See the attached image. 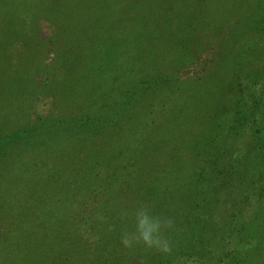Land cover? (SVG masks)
<instances>
[{"label":"trees","instance_id":"16d2710c","mask_svg":"<svg viewBox=\"0 0 264 264\" xmlns=\"http://www.w3.org/2000/svg\"><path fill=\"white\" fill-rule=\"evenodd\" d=\"M3 1L7 2V0H0V13L3 11L1 6ZM10 2L11 5L16 3L14 0ZM82 2L85 3L84 8H88L89 12L94 13V20H98L99 24L96 27L101 28L97 29L96 39L93 40L92 45L98 46L95 45L97 42L106 44L105 54L112 55L119 46V41L123 43L125 39H128L127 36L135 30L138 31L141 28H147L149 24L162 22H159V19L164 14L173 15L172 22H177V19L180 22H177L171 31L168 30V33L173 32L176 37L180 32V40L193 34L190 27L185 34L183 27L187 24L184 22V18L185 20L189 18L185 15L189 14L191 7H194L193 4L179 7L180 4L177 3V0L162 5L155 4L154 0H149L147 9H151L153 4L160 7V10L153 11L151 17L144 16L143 9L137 7L138 4H136L137 10L134 14L137 19L135 18L131 23L134 30L125 31V25H121L125 22L122 21L124 20L122 14L124 11H119L114 7L110 8V2L107 0H82ZM166 7L171 10H164ZM199 7L202 6L197 4L194 7L196 12H200ZM195 9L191 11L193 14L196 13ZM262 15V19H264V3L258 6L255 19H260ZM8 18L6 16V20ZM249 18L252 19L254 16ZM249 18L247 20H250ZM25 21L27 22L26 26L24 25L25 31L29 32L33 28L29 27L30 20ZM2 22L0 17V23ZM165 23L167 24V22ZM6 24V30L9 31L18 26L17 19L15 21L7 20ZM113 27H119L122 30L120 34H124V36L112 39L109 29ZM101 38L107 39L109 44ZM5 40L8 39L0 35V112L5 109L9 110L3 116L4 118L0 117L2 118L0 119V165L1 162H4L3 160L7 159L11 153L10 150L19 145L17 141L24 147L35 134L40 132L38 129L41 131L43 129L33 128L30 124L24 127L23 124H19L15 129H12L10 122L14 121H11L10 117L15 113H10V110L13 108L15 111L19 109L16 111L17 113L22 112L21 103L25 99V94L28 95V92L31 91L29 89L27 92V87L31 84L32 78L36 77L38 67L46 65L45 60L49 58L43 56L39 59L35 56L36 54L26 52V47L33 43V40L42 42L38 29L28 33L27 45L21 46L23 54L19 53L21 51L18 50V47L14 51H10L9 44L11 42ZM219 44L225 45L222 40L216 45ZM213 48L219 49V46ZM115 62L116 60L111 59L99 60L98 69H96L98 71L97 79L99 73H104L107 66H113L110 68L112 72H114V66H120L119 68L126 70L131 67L128 64L122 66L121 63L113 65ZM165 64L166 62H161L160 67L144 65L138 70L135 69L133 74L129 71L115 74V76L107 74L105 79L110 81L111 86L103 88L95 83L96 79L95 85L92 86L94 88L88 89L89 92L86 93L88 95L83 98V100L91 98L97 100V103L90 107L91 111L88 108L82 114L53 119L56 125H65V129L85 128L87 130L85 137L76 138L79 139V143L85 142V151H72L70 158L67 157L65 172L63 170L49 173V179L52 182H64L62 187L64 186L65 201L70 200L72 203L71 199H73L77 203L72 210H68L65 203V217L61 214L62 212H59V215L55 208L52 209L54 212L51 218L52 228L54 231H65L62 233L65 236V264H130L131 260L136 257H132V254L125 262L127 258L123 257L124 251L122 250H127V248L121 243V234L133 231L135 211L142 206L151 209L154 215L172 222L174 230L166 232L165 235L176 245L171 256H165L155 249H148V258L143 260V262H147L146 264H176L177 257L185 258V264L188 261H191L192 264H264V201L261 202V197L264 195V163L261 162V159L260 162L253 163L250 158L252 155L248 157L250 151L247 155L243 153L244 151H237V148L241 146L238 144V140L242 136L239 130L243 131L244 126L252 122L254 128L250 133V144L247 147L250 150L259 151L260 153H255L256 156L260 157L261 154L264 158V153L260 150L263 146L259 142L262 141L260 133L264 131V119L260 117L264 95L256 93V90L251 87H246L242 77L240 79L237 74L236 81L239 80L237 85L233 86L230 83L228 86L230 87L228 91L230 93L232 91L231 95L222 98V92L215 90L212 93L214 97L208 104L210 110L205 105L202 107L205 111L200 113L201 119L197 121L201 120V124L206 122V131L208 130L210 134L206 140L209 146H205V142L198 141L196 149H190L204 151V153H201L198 158L199 164L203 163L202 169L198 168L194 171L190 169L191 175L188 177L191 180L186 179L188 186H180L178 183L181 181L177 183L175 175V181L170 183L167 178H162L161 175L154 176V171L144 178L145 167L153 166L152 169H154L155 165H152L150 159L140 164V158L146 153H139L138 142L144 141L147 137L154 138L150 142L151 145L161 142V147L169 148L170 151L172 150L170 145L174 146L177 150H172L175 156L170 159V162L166 160L163 163L165 166L168 162V164L180 162L177 158L184 152L179 150L181 147L184 148L186 144L184 141L187 142L185 138L191 137L185 145L187 151H190L188 149L194 139L191 133L187 134L185 128H183L185 134L182 139L179 138V141L176 140L171 144L169 141L171 137L166 138L169 139H165L166 141L163 138L158 140L153 137L158 133L155 126L151 125L155 118L153 115L149 116L150 113H154V110L150 109L151 105H146L142 100L143 98L149 99L148 101L161 98V101H164L168 98L166 102H170L172 99V96L167 93H164L165 96L163 93L159 96L164 86H171L177 80L176 75L168 72ZM60 66L62 65L60 64ZM84 80H87V77ZM231 86L233 87L231 88ZM184 88L179 86L175 88L177 91L172 89L173 92L175 91L173 93L175 102L181 96ZM139 99L141 100L139 101ZM179 103L185 104L182 101H178ZM178 104L173 109L174 117L170 119L174 122L171 127L173 130L175 126L178 127L176 124L179 122L189 123L190 116L188 114L194 112V107H192V113L184 114L177 109L180 107ZM25 116L28 117L29 113L22 114V120L26 118ZM147 118H152V121L147 125L148 128H140L143 124L140 121L147 120ZM49 119L51 120V118ZM189 125L191 127L193 124L189 123ZM91 135L97 137L94 142L88 140ZM211 135L213 136L211 137ZM26 137L30 139L21 140ZM131 137L133 138L129 139ZM196 138L199 140L198 137ZM119 140L123 142L118 143ZM128 140H130L129 144ZM148 141L149 139L144 142L147 147L150 145ZM168 144L170 145L166 148L165 146ZM142 147L140 146V148ZM145 150L146 148L143 151ZM154 151L157 149L155 148ZM84 153L89 155H84ZM148 153L152 152L148 151ZM142 171L143 173L140 174ZM2 174L0 167V179ZM169 174L170 172L166 175L170 176ZM78 175L80 176L79 182L77 179L74 180ZM163 175L165 174L163 173ZM163 180H166L167 183L163 184ZM193 182H199L200 186L191 190ZM168 183H174L175 186L178 184L179 191L169 193L168 190L171 188L168 187L171 185ZM153 184L159 186V189L157 186L152 187ZM157 193H159L158 196ZM160 194L162 200L156 201ZM250 202L253 203L249 204ZM58 217L59 219H57ZM136 247L146 249L143 245L140 248L137 245L134 249Z\"/></svg>","mask_w":264,"mask_h":264},{"label":"rangeland","instance_id":"374dc122","mask_svg":"<svg viewBox=\"0 0 264 264\" xmlns=\"http://www.w3.org/2000/svg\"><path fill=\"white\" fill-rule=\"evenodd\" d=\"M10 1L2 2L3 11L0 13L3 21L0 23V35L8 39L5 41L11 42L9 50L14 51L18 47V50L21 51L19 53L23 54L24 51L21 50V46L27 45L28 33L38 29L42 42L33 40V43L26 47V52L36 54L35 56L39 59L43 56L49 58L45 60L46 65L38 67L36 77L32 78L31 84L27 87V92L29 89L31 91L28 92V95L25 94V99L21 103L22 112L17 113L16 111L19 109L15 111L13 108L10 110V113H15L10 117L11 121L14 122L9 121L12 129H15L19 124H23V127L30 124L33 128L43 129L42 131L38 129L40 132L35 134L24 147L17 141L19 145L10 150L11 153L0 165L3 173L0 179V264H65V236L62 234L65 231H54L52 228L51 218L54 214L52 209L55 208L58 213L62 212L61 214L65 217V203L68 210L74 209L77 203L73 199H71L72 203L70 200L65 201L64 186L62 187L64 182H60L61 185L52 182L49 179V173H57L63 170L65 172V163L68 160L67 157L70 158L72 155V151H85V142L79 143V139L76 138L85 137L87 130L85 128L79 130L76 128L65 129V125H56L53 119L56 117L65 118L66 115L82 114L97 103L94 98H87L91 100L90 102L83 100V98L88 95L86 94L89 92L88 89L94 88L92 86L95 85L94 82L97 79L98 71L96 69H98L99 60L111 59L116 60L113 65L121 63L122 66H127V64L131 66L128 70L114 66V72L110 69L113 66H107L104 73H99L95 82L102 88L111 86L110 81L105 79L107 74L115 76V74L128 71L133 74L135 69L138 70L144 65L146 67L148 65L160 67L161 62H166L165 68L169 73L176 75L177 80L171 86H164L159 96L162 93H167L172 96V99L170 102H166L168 98L164 101H161V98L150 101L143 98L142 101L146 105H151L150 109L154 110V113H150L149 116L153 115L156 119L153 118L154 122L151 125L155 126L158 133L153 137L158 140L171 137L170 140L166 139L171 144L176 140L179 141V138L182 139L187 130V134L190 135L191 133L194 138L193 143L191 142L193 145L190 144L188 150L196 149L198 141L205 142L204 145L209 146L206 140L210 134L208 130V132L206 131V122H203V125L200 123L201 120H197L201 119L200 113L205 111L202 108L204 105L210 110L208 104L214 97L212 96L213 91L218 90L222 92V98H227L232 93V91L231 93L228 91L230 83L236 86L239 82V80L236 81L238 74L240 79L242 77L246 87H251L256 90V93L264 95L263 15L260 19H255L256 10L258 6L264 3V0H177V3L180 4L179 7L185 6V4L188 6L193 4L194 7L197 4L202 6L199 7L200 12H196V9L191 7L189 14L185 15L189 18L186 20L184 18V22L187 23V27L183 26L184 31L186 34L190 27L189 29L193 33L191 36L180 40V32L177 33L176 37H174L173 32L168 33V30L171 31L174 25L180 22L178 19L177 22H172L173 15L164 14L165 16L163 15L159 19V22H162L149 24L147 28H141L138 31L135 30L127 36L128 39H125L123 43L119 41V46L112 55L104 53L107 50L106 44L97 42L95 45L98 46L92 45L93 40L96 39L97 31L101 28L96 27L99 24L98 20H94L93 12L84 8L85 3L82 0H14L16 3L12 5ZM107 1L110 2V8L114 7L119 11H124L122 13L124 20L122 21L125 22L121 25H125V31H130V29L134 30L131 23L134 22L135 18L137 19L134 14L137 7L143 9L144 16L149 15L151 17L150 15L154 13V10H160V7H156V3L162 5L173 0H154L155 4L151 6V9L146 8L149 0ZM136 4H138L137 7ZM173 5L176 6V4ZM194 9L196 13L193 14L191 11ZM164 10H171V8L167 9L166 7ZM6 16L9 17L7 20L13 19L15 21L17 19V28H11L10 31L6 30ZM250 16L251 18L254 16V18L250 19ZM248 18L250 20H247ZM25 20H30L29 27L33 28L29 32L25 31L27 24ZM13 30L14 32H11ZM109 32L112 39L124 36V34H120L122 30L119 27H113L109 29ZM103 40L109 44L107 39ZM220 40L224 41L225 45H216ZM215 46H219V49L213 48ZM123 61L124 64H122ZM65 65L67 66L65 67ZM85 77L87 80H84ZM179 86L185 88L175 102L173 98L175 91L173 92L172 89ZM175 90L177 91V89ZM178 101L185 104H178ZM177 104L180 106L177 109L184 114H188L194 109L193 114H188L190 116L189 123L193 124L191 127H189V123L179 122L178 124L175 123L178 127L175 126L174 130L171 128L174 122L170 119L174 117L173 109L177 107ZM192 107L194 108L192 109ZM262 108L260 117L264 119V104ZM91 110L90 108L89 111ZM8 111L5 109V111L0 112V117L6 115ZM26 113H29V116H25L26 118L22 120L21 115ZM151 121L152 118L140 121L143 123L140 128L147 129V125ZM253 126L254 124L249 122L244 126L243 131L240 132L239 130L242 136L239 137L238 144L241 146L237 148V151H244L243 153L246 155L250 151L248 157L252 155L250 158L253 163L260 162V159L264 163L263 156L260 154L259 157L255 154L259 151H253L247 147L250 144V133H252ZM183 128H185L184 132ZM260 135L262 141L259 142L263 146L260 150L264 153V131H261ZM26 139L30 138L26 137L21 140ZM96 139L97 137L94 135L88 137L89 141L94 142ZM148 139L150 145L147 147L144 142ZM153 139L146 137L144 141L138 142L139 148L137 150L139 153H146L140 158V164L150 159L152 165H155L154 169H152L153 166L145 167V172L142 171L140 174L143 173V177L146 178L150 172L152 174L154 171V176L161 175L162 178H167L170 183L175 181V175L176 182L181 181L178 184L187 187L188 181L186 179L191 180L188 177L191 175L190 171L197 170L203 165V163L199 164L198 158L204 151H192L193 149L187 151L185 145L189 139L186 137L187 142L184 141L186 143L184 148L181 147L179 150L184 152L177 158L180 162L168 164L170 159L175 156L172 150H177L170 144L165 147L168 148L170 145L171 151L169 148H162L161 142H158L157 139L156 143H158L151 145L150 142ZM121 142L123 141H118V143ZM129 142L130 140L127 143L129 144ZM140 146L143 147L140 148ZM145 148L146 150L143 151ZM155 148L157 151H154ZM148 151L152 153H148V155ZM20 155L21 158H19ZM84 155L89 154L84 153ZM166 160L169 162L163 166ZM174 170L176 171L174 172ZM166 172H170V176H167ZM76 179L79 182L80 176H75L74 180ZM162 183L166 184L167 182L163 180ZM178 184L176 186L174 183L169 184L171 185L168 187L171 188L168 190L169 193L178 192ZM156 186L153 184L152 187ZM199 186V182H193L191 190L197 189ZM84 188L87 191L86 186ZM158 200H162L161 194L156 201ZM263 201L264 195L261 197V202ZM141 245H138L139 248ZM147 250L143 247L140 249L138 247L136 249L134 247L127 248V250L123 249V257L127 258L125 262L133 254L132 257L136 258L131 260L130 264H138L139 260V264H146L147 262L145 263L143 260L148 258Z\"/></svg>","mask_w":264,"mask_h":264},{"label":"clouds","instance_id":"9594fccd","mask_svg":"<svg viewBox=\"0 0 264 264\" xmlns=\"http://www.w3.org/2000/svg\"><path fill=\"white\" fill-rule=\"evenodd\" d=\"M134 229L121 234V243L125 248H133L142 244L146 249H155L165 256H171L175 250V243L167 238L166 232L172 231L170 220L154 215L146 206L135 211ZM176 264H185V258L177 257ZM187 264H192L188 261Z\"/></svg>","mask_w":264,"mask_h":264}]
</instances>
